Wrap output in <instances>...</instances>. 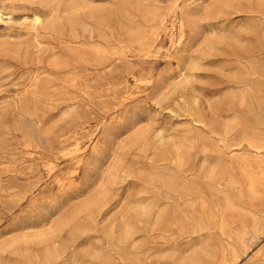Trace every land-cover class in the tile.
Returning <instances> with one entry per match:
<instances>
[{
    "label": "rangeland",
    "instance_id": "374dc122",
    "mask_svg": "<svg viewBox=\"0 0 264 264\" xmlns=\"http://www.w3.org/2000/svg\"><path fill=\"white\" fill-rule=\"evenodd\" d=\"M263 250L264 0H0V264Z\"/></svg>",
    "mask_w": 264,
    "mask_h": 264
},
{
    "label": "bare ground",
    "instance_id": "6f19581e",
    "mask_svg": "<svg viewBox=\"0 0 264 264\" xmlns=\"http://www.w3.org/2000/svg\"><path fill=\"white\" fill-rule=\"evenodd\" d=\"M192 78V77H191ZM259 149V148H257ZM261 150V149H260ZM263 151V149H262ZM67 152V151H66ZM69 153V152H68ZM145 207V206H144ZM143 207V208H144ZM145 210V209H144ZM150 210V209H149ZM147 212V211H145ZM236 254V253H235ZM238 258V257H237ZM252 262V261H251ZM256 264H264V250L263 251H260L257 256H256Z\"/></svg>",
    "mask_w": 264,
    "mask_h": 264
}]
</instances>
